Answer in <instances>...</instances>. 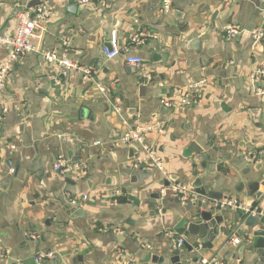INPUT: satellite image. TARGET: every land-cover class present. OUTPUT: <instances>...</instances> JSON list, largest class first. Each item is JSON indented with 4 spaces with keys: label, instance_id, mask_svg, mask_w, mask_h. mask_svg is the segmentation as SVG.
<instances>
[{
    "label": "crops",
    "instance_id": "crops-1",
    "mask_svg": "<svg viewBox=\"0 0 264 264\" xmlns=\"http://www.w3.org/2000/svg\"><path fill=\"white\" fill-rule=\"evenodd\" d=\"M44 1L50 0H0V37L14 34L17 7ZM171 2L168 14L163 13L161 0H90L93 10L71 3L55 8L42 51L71 50L73 54H65L69 60L97 72L93 82H82L75 70L51 81L58 68L39 54H27L13 66L0 92V264H24L45 252L58 257L37 264H122L121 250L133 255L136 264H172L166 233L184 234L177 225L180 220L192 221L189 217L197 208L185 210L151 166L130 167L139 157V147L121 139L135 127L151 128L145 141L161 158L168 178L190 188L200 179L207 190L223 197L248 206L259 203L246 187L264 180V95H258L264 81L251 85L248 76L264 71V41L261 52H255L251 39L258 27L264 31V0ZM174 12L182 17L180 24ZM229 26L242 33L229 38L225 33ZM140 33L148 35L145 44L131 45ZM112 34L128 50L109 61L102 47ZM6 52L0 46V61ZM156 55L159 59H154ZM127 56L141 57L144 65L128 66ZM138 76L144 79L136 84ZM200 81L205 85L195 104L165 105L176 103L188 86ZM95 83L108 93L101 94ZM141 86L146 89L140 92ZM129 108L138 110L134 118L126 115ZM162 108L169 114L161 115ZM84 110L86 118L81 115ZM251 110L259 113L254 117ZM170 120L174 124L169 125ZM191 142L204 153L186 157ZM248 153L259 155V160L244 169L243 155ZM59 160L78 168L69 174L55 172ZM122 189L138 198L139 206L128 203ZM154 193L160 199L151 207L147 202ZM82 195L88 197L85 203L69 205L71 197ZM73 208L81 209L84 217H75ZM218 216L223 221L212 248L200 245L191 254L181 250L180 264L260 260L237 250L253 242L252 233L264 230V225L249 228L246 218L234 211ZM232 236L239 245L228 244ZM140 251L146 260L137 258ZM152 256L163 260L152 263Z\"/></svg>",
    "mask_w": 264,
    "mask_h": 264
},
{
    "label": "built area",
    "instance_id": "built-area-1",
    "mask_svg": "<svg viewBox=\"0 0 264 264\" xmlns=\"http://www.w3.org/2000/svg\"><path fill=\"white\" fill-rule=\"evenodd\" d=\"M90 0H50L44 1L35 7L28 8L26 6H19V13L16 15V29L14 34L8 38L0 37V46L7 49L6 56L0 61V92L3 90L5 81L12 72L13 66L25 55L27 54H39L43 57L44 61L48 64H54L58 68V76L52 77L50 80L53 82H58L61 77L65 78L70 71L75 70L81 75L82 82H93L97 75V72L91 68L80 67L75 62L69 60L65 53L61 50H53L50 52H43L41 49L44 36L47 31V25L54 13L57 6L76 3L78 5H86ZM172 2L171 0H161V8L163 13H169L171 11ZM225 33L229 38H234L242 33V30L238 27L229 26L225 29ZM147 34L135 35L130 44L135 46H143L147 39ZM252 43L263 42L264 41V31L263 27H258L251 35ZM127 48L122 49L118 40L114 34L111 36V40L108 45L102 47V53L106 60H113L117 56L121 55L122 52H127ZM125 62L128 66L139 69L144 65V60L139 56H127ZM248 81L251 85L256 84L259 81H264V71L255 70L248 76ZM96 84V83H95ZM205 85V81H200L187 87L185 92L181 94L176 103L165 104L169 107H180L186 108L190 107L197 101V94ZM98 91L101 94H107V88L96 84ZM258 95H264V91H259ZM5 112V110H4ZM115 112L118 116H122L123 112L118 107H115ZM158 126H154L153 130H156ZM151 128H141L135 127L133 130L125 133L121 139L123 144H136L139 147V157L136 161L130 164L133 169H142L146 166H151L163 179H168V174L165 171L163 162L160 157L156 155V152L152 146L146 143L145 136L150 132ZM70 143L74 140L65 138ZM95 146L103 147L101 142H95ZM115 143H111V146H115ZM244 162L246 164H253L259 160V155L254 153H248L243 155ZM55 172L60 174H69L77 166H68L65 161L59 160L53 167ZM173 192L177 194V201L181 205L185 206L189 203H195L202 200L203 203L210 205L211 207L218 209L219 212L222 211H234L240 213L245 218L247 217H263L264 218V197L258 201L256 206H248L247 204L234 201L232 199L213 201L209 203L205 198H202L195 191L187 185L178 184L172 185ZM88 200L87 195H82L74 197L68 201L71 207H77ZM159 211H161L159 209ZM166 238L170 243V251L174 253L176 250H181L182 245L187 241V237L184 234L169 231L166 233ZM228 244L231 246H237L240 241L237 237L232 236L228 240ZM145 250L147 252L151 251L150 246H146ZM120 256H122V264H136V258L126 253L125 251H120ZM57 254L53 252L37 253L34 256V260L37 263H42L44 261H54L57 259ZM200 264H222L221 261L217 259H202Z\"/></svg>",
    "mask_w": 264,
    "mask_h": 264
},
{
    "label": "water",
    "instance_id": "water-1",
    "mask_svg": "<svg viewBox=\"0 0 264 264\" xmlns=\"http://www.w3.org/2000/svg\"><path fill=\"white\" fill-rule=\"evenodd\" d=\"M76 8H79L81 10H93L94 4H86V5H78L76 3H71ZM33 7L32 4L28 6V8ZM20 9L16 8L14 10V14L17 15L19 13ZM175 16L177 17V21L179 24L181 23V16L178 12H174ZM261 42H255L253 44V51L255 52H261ZM74 52L71 50L65 51L66 55H71ZM154 59H159V56H154ZM155 61V60H154ZM144 78L143 77H136L135 83L139 84ZM146 88L145 86H141L140 92L144 91ZM136 108H129L126 112V115L129 118H134L137 113ZM88 111L84 110L81 112L82 118H86V114ZM169 110L162 108L161 115H168ZM250 113L255 117L259 112L258 110H251ZM174 124V120L169 121V125ZM187 127V125H186ZM74 150L76 152H79L80 147L75 146ZM215 151V149H214ZM186 157L193 158L194 156L203 154V149L195 142H191L187 149L185 150ZM68 158L71 159V152L67 151ZM244 169L246 167V163L243 162ZM247 174V171H246ZM123 179V178H122ZM178 185L179 182L174 177H169L167 180L163 182V188H170L172 185ZM171 185V186H170ZM243 187V186H242ZM191 188L195 191L196 194L201 196L202 198H205L209 203H212L213 201H221V200H228V198L221 196L220 194H217L215 192L207 190L200 179H196L192 184ZM247 190L249 196L253 195L254 201H260L264 197V180L262 182H249L247 185ZM143 189H139L138 192H141ZM121 194L126 195V199L128 203H134L136 206H139L140 201L135 196H131L127 194V191L125 189L121 190ZM160 199V194H151L149 197V201L147 204H151V207H155V201ZM191 206H195L197 208V213L194 216H190L189 218L192 219V221L187 220H180L179 224L177 225V229H181L184 231V235L186 237H189L191 239H194L193 242L186 241L183 245L181 250H186L188 254H191L194 249H197L200 245L205 246L207 249H211V242L215 239L217 234V228L222 223L223 219L218 216V209H215L211 207L210 205H207L206 203H203L202 200L197 201L195 203H189L184 206L185 210H189ZM209 206V207H208ZM73 213L75 214V217L83 216L85 213L81 209L73 208ZM225 212V211H222ZM75 217H72L74 219ZM246 226L249 228L255 227L257 224L264 225V218L263 217H247L246 218ZM252 237L254 239L253 242H251L247 247H244L243 245H240L237 252L245 253V252H251V254H256V258L260 259L258 261H252V264H264V230L256 229L252 233ZM181 250H176L174 253V256L171 258L172 264H180V253ZM137 258L140 261H144L147 259L146 254L143 251L138 252L136 255ZM255 258V259H256ZM163 260L162 258H158L156 256H152L151 262L157 263ZM24 264H37L35 262L33 257H30L23 261Z\"/></svg>",
    "mask_w": 264,
    "mask_h": 264
}]
</instances>
